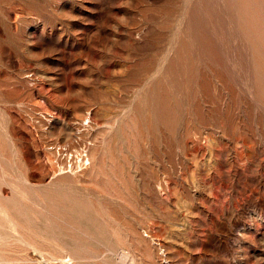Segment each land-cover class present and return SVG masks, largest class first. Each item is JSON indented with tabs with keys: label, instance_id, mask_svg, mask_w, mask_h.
<instances>
[{
	"label": "rangeland",
	"instance_id": "1",
	"mask_svg": "<svg viewBox=\"0 0 264 264\" xmlns=\"http://www.w3.org/2000/svg\"><path fill=\"white\" fill-rule=\"evenodd\" d=\"M222 18V0H0V264H264V45L226 54Z\"/></svg>",
	"mask_w": 264,
	"mask_h": 264
},
{
	"label": "bare ground",
	"instance_id": "2",
	"mask_svg": "<svg viewBox=\"0 0 264 264\" xmlns=\"http://www.w3.org/2000/svg\"><path fill=\"white\" fill-rule=\"evenodd\" d=\"M194 1H196V3L197 2H200V1H202L203 2V0H194ZM185 3V2H184ZM195 3L193 2V3H191L190 4V6L187 8V11L188 12H186V17H184L185 19H183L184 21H183V24H184V27H183V32L181 33V35H180V37H179V40H178V43L179 44H181V45H179L181 48L183 47V48H186V51H188V47H190L192 44H198V43H203V41L201 40L202 38H201V36H202V33L201 32H199L198 31V29H197V27H196V25H195V21L193 20V19H195V17H196V13H198V10H197V6L195 7V5H194ZM185 5H187V4H185ZM181 7V6H180ZM195 7V8H194ZM222 8H223V18H222V20L224 21V30H223V35H222V37H223V39H234V40H232V42H234V44H235V47L233 48V49H231V48H228V50H225V52H226V54H229V53H231L232 54V56H234L236 59H238L239 58V56L240 55H242V54H245L247 57H250L251 55H254L255 53H260V49L262 48L263 49V45H264V32H261L260 33V31H259V29L258 28H256V26H255V16H257V19L258 18H264V0H222ZM184 10V9H183ZM182 13V12H181ZM183 14V13H182ZM193 16H194V18H193ZM179 17V16H178ZM177 19V18H176ZM179 25H182V24H180L179 23ZM174 26V25H173ZM180 27V26H179ZM179 27H177V29L179 28ZM181 28V27H180ZM43 33V32H42ZM176 33V32H175ZM178 33V32H177ZM176 35V34H175ZM43 36V35H42ZM178 36V35H177ZM41 37V36H40ZM124 38V37H123ZM132 40V39H131ZM173 41V40H172ZM140 42V41H139ZM201 43V44H202ZM194 46V45H193ZM178 48V47H177ZM172 50V49H171ZM178 50V49H177ZM179 51V50H178ZM171 52V51H170ZM169 55V54H168ZM167 55V56H168ZM168 58V57H167ZM158 61V60H157ZM166 61V60H165ZM203 61V60H202ZM164 64V63H163ZM231 64V63H230ZM211 66V65H210ZM215 66V65H214ZM158 67V66H157ZM162 67V66H161ZM159 68H160V66H159ZM123 69V68H122ZM162 69V68H161ZM212 69H213V67H212ZM86 70V69H85ZM84 70V71H85ZM156 70V69H155ZM215 70H217L216 69V67H215ZM213 71V70H212ZM223 71V70H222ZM214 72V71H213ZM218 72V71H217ZM61 73V72H60ZM153 73V72H152ZM223 73V72H222ZM214 74V73H213ZM149 75H150V73H149ZM152 76H153V74H151ZM217 75V74H216ZM214 76V75H213ZM220 76V75H219ZM215 77V76H214ZM224 77V76H223ZM148 78H149V76H148ZM153 78V77H152ZM216 78V77H215ZM217 78H219V77H217ZM147 79V78H146ZM213 79V78H212ZM211 79V80H212ZM225 79V78H224ZM148 80V79H147ZM53 81V80H52ZM218 81V80H217ZM144 82V81H143ZM212 82H213V80H212ZM219 82H221V81H219ZM204 83V82H203ZM214 83H215V80H214ZM61 84V83H60ZM74 84V83H73ZM160 84V83H159ZM107 85V84H106ZM129 85V84H128ZM143 84H141V86H142ZM108 86V85H107ZM106 86V87H107ZM126 86V85H125ZM140 86V87H141ZM144 86H145V84H144ZM219 86V85H218ZM86 87V86H85ZM84 87V88H85ZM103 87H104V85H103ZM116 87V86H115ZM143 87V86H142ZM244 87V86H243ZM109 88V87H108ZM107 88V89H108ZM132 88V87H131ZM136 88H137V86H136ZM62 89V88H61ZM109 89H111V88H109ZM108 89V90H109ZM123 89V88H122ZM64 90V89H63ZM113 91V90H112ZM110 92V91H109ZM251 92V91H250ZM224 93V92H223ZM220 95V94H219ZM135 96H136V94H135ZM243 96H245V95H243ZM227 97V96H226ZM220 99H221V96L219 97ZM218 98V99H219ZM228 98V97H227ZM245 99H247V98H245ZM223 100V99H222ZM226 100V99H225ZM68 101V100H67ZM134 101V100H133ZM220 101V100H219ZM227 101V100H226ZM223 103V102H222ZM226 103V102H225ZM224 103V104H225ZM132 105V104H131ZM130 105V106H131ZM231 105V104H230ZM245 105V104H244ZM249 105V104H248ZM233 106V105H232ZM231 106V107H232ZM224 107V106H223ZM247 107V106H246ZM246 107H245V109H246ZM129 108V107H128ZM131 108V107H130ZM233 108V107H232ZM249 108V107H248ZM247 108V109H248ZM251 109V108H250ZM87 110V109H86ZM105 110V109H104ZM131 110V109H130ZM223 110H224V108H223ZM93 111V110H92ZM233 111V110H232ZM245 111V110H244ZM91 112V111H90ZM95 112V111H94ZM130 112V111H129ZM149 112V111H148ZM147 112V113H148ZM229 112H230V110H229ZM62 113V112H61ZM92 113V112H91ZM96 113H98V112H96ZM104 113V112H103ZM135 113V112H134ZM214 113V112H213ZM246 113H248V112H246ZM259 113V112H258ZM93 114V113H92ZM128 114V113H127ZM216 114V113H215ZM214 114V115H215ZM218 114V113H217ZM260 114V113H259ZM89 115V114H88ZM96 115V114H95ZM94 115V116H95ZM105 115H107V113L105 114ZM257 115V114H256ZM243 116V115H242ZM52 117V116H51ZM88 117V116H87ZM126 117H128V116H126ZM135 117H136V119H137V116H136V113H135V115H134V117H133V120H135ZM249 117V116H248ZM258 117H261V116H258ZM96 118V117H95ZM117 118V117H116ZM218 118V117H217ZM216 118V119H217ZM244 118V117H243ZM86 119V118H85ZM91 119V118H90ZM93 119V118H92ZM113 119V118H112ZM124 119V118H123ZM122 119V120H123ZM220 119V118H219ZM221 119H222V116H221ZM240 119V118H239ZM258 119V118H257ZM58 120V119H57ZM132 120V121H133ZM236 120V119H235ZM247 120H248V118H247ZM129 121V120H128ZM61 122H62V120H61ZM64 122V121H63ZM83 122V121H82ZM116 121H114V123H115ZM86 123V122H85ZM134 123V122H133ZM245 123H247V122H245ZM244 123V124H245ZM52 124H54V123H52ZM260 124V123H259ZM64 125V124H63ZM69 126V125H68ZM67 126V127H68ZM80 126V125H79ZM46 127V126H45ZM49 127V126H48ZM114 127V126H113ZM243 127H244V125H243ZM82 128V127H81ZM258 128V127H257ZM52 129V128H51ZM73 129V128H72ZM264 129V128H263ZM114 130V129H113ZM46 131V130H45ZM95 131V130H94ZM102 131V130H101ZM116 131H117V128H116ZM128 131V130H127ZM98 132V131H97ZM96 132V133H97ZM99 132H100V129H99ZM129 132V131H128ZM241 132V131H240ZM252 132V131H251ZM112 133V132H111ZM77 134V133H76ZM79 134V133H78ZM77 134V135H78ZM98 134V133H97ZM117 135V134H116ZM248 135V134H247ZM255 135V134H254ZM105 136V135H104ZM150 136V135H149ZM251 136V135H250ZM77 137V136H76ZM99 137V136H98ZM152 137V136H151ZM92 138V137H91ZM116 138H118V137H116ZM131 138V137H130ZM124 139H125V137H124ZM128 139V138H127ZM145 139V138H144ZM143 139V140H144ZM205 139V138H204ZM91 140V139H90ZM89 140V141H90ZM95 140V139H94ZM104 140H105V138H104ZM116 140H118V139H116ZM121 141L123 140V139H120ZM129 140V139H128ZM153 140V139H152ZM244 141V140H243ZM112 140H111V144H112ZM117 142V141H116ZM89 143H91V142H89ZM110 143V142H109ZM92 144V143H91ZM110 144V145H111ZM117 144V143H116ZM144 144V143H143ZM147 143L145 142V145H146ZM254 144V143H253ZM93 145V144H92ZM121 145H123L122 143H121ZM121 145H120V147H121ZM144 145V146H145ZM190 145V144H189ZM94 146V145H93ZM109 146V145H108ZM84 147H86V146H84ZM126 147V146H125ZM223 147V146H222ZM257 147H259V146H257ZM260 147H262V146H260ZM103 148H104V146H103ZM147 148V147H146ZM224 148V147H223ZM226 148V147H225ZM241 148V147H240ZM84 149V148H83ZM87 149V148H86ZM86 149H85V151H86ZM117 149V148H116ZM75 150V149H74ZM112 150V149H111ZM152 150V149H151ZM229 150V149H228ZM56 151H57V149H56ZM141 151V150H140ZM223 150H221V152H222ZM250 151V150H249ZM69 152V151H68ZM88 152V151H87ZM100 152V151H99ZM117 152V151H116ZM220 152V153H221ZM224 152H226V151H224ZM233 152H234V150H233ZM260 152V151H259ZM67 153V152H66ZM83 153H84V151H83ZM86 153V152H85ZM84 153V154H85ZM144 153V152H143ZM229 153V152H228ZM261 153V152H260ZM63 154V153H62ZM88 154V153H87ZM238 154V153H237ZM142 155V154H141ZM23 156H24V154H23ZM63 156V155H62ZM71 156V155H70ZM133 156V155H132ZM253 156H254V154H253ZM66 157V156H65ZM69 157V156H68ZM76 157H77V155H76ZM103 157V156H102ZM63 158V157H62ZM93 158V157H92ZM106 158V157H105ZM234 158V157H233ZM69 159H70V157H69ZM77 159V158H76ZM82 159V158H81ZM87 159V158H86ZM243 159V158H242ZM68 160V159H67ZM77 161V160H76ZM85 161V160H84ZM136 161V160H135ZM74 162V161H73ZM85 162H87V161H85ZM97 162V161H96ZM95 162V163H96ZM94 163V164H95ZM195 163V162H194ZM69 164H70V162H69ZM88 164V163H87ZM125 164V163H124ZM230 164V163H229ZM252 164V163H251ZM84 165V164H83ZM90 165H91V163H90ZM64 166V165H63ZM71 166V165H70ZM80 166H81V163H80ZM85 166V165H84ZM225 166V165H224ZM231 166V165H230ZM87 167V166H86ZM86 167H84V168H86ZM261 167V166H260ZM91 168V167H90ZM127 168V167H126ZM223 168V167H222ZM263 168V167H262ZM74 169V168H73ZM94 169H96V168H94ZM130 169H132L131 167H130ZM239 169V168H238ZM88 170V169H87ZM233 170V169H232ZM241 170V169H240ZM130 171V170H129ZM135 171V170H134ZM239 171V170H238ZM252 171V170H251ZM130 172H132L133 173V171H130ZM241 172V171H240ZM250 172V171H249ZM116 173V172H115ZM236 173V172H235ZM251 173V172H250ZM134 174H135V172H134ZM231 174V173H230ZM239 174V173H238ZM240 174H242V173H240ZM74 175V174H73ZM82 175H83V173H82ZM193 175V174H192ZM250 175V174H249ZM240 176V175H239ZM253 176V175H252ZM255 176V175H254ZM132 177V176H131ZM237 177V176H236ZM250 177V176H249ZM253 178V177H252ZM86 179V178H85ZM246 179H248V178H246ZM251 179V178H250ZM256 179V178H255ZM258 179V178H257ZM23 180V179H22ZM196 180V179H195ZM210 180V179H209ZM252 180V179H251ZM253 180H254V178H253ZM76 181V180H75ZM191 181H193L194 182V180H191ZM231 182V181H230ZM235 182H236V180H235ZM251 182H253V181H251ZM255 182V181H254ZM259 182V181H258ZM154 183V182H153ZM195 183V182H194ZM197 183V182H196ZM196 183H195V185H196ZM228 183V182H227ZM237 183V182H236ZM242 183V182H241ZM257 183V182H256ZM255 183V184H256ZM118 184H119V182H118ZM215 184V183H214ZM232 184V183H231ZM253 184V183H252ZM259 184V183H258ZM264 184V183H263ZM120 185V184H119ZM216 185V184H215ZM238 185V184H237ZM245 186H247V185H245ZM252 186V185H251ZM261 186H263V185H261ZM122 187V186H121ZM132 187V186H131ZM207 187V186H206ZM250 187V186H249ZM255 187H257L258 188V185L257 186H255ZM238 188V187H237ZM251 188V187H250ZM242 189H243V187H242ZM74 190V189H73ZM116 190V189H115ZM133 190V189H132ZM144 190H146V189H144ZM201 190V189H200ZM209 190V189H208ZM251 190V189H250ZM235 191V190H234ZM248 191V190H247ZM258 191H259V189H258ZM81 192V191H80ZM84 192V191H83ZM192 192V191H191ZM197 192V191H196ZM201 192V191H200ZM120 193V192H119ZM123 193H124V191H123ZM202 193V192H201ZM236 193V192H235ZM256 193V192H255ZM81 194V193H80ZM239 194V193H238ZM118 195V194H117ZM197 195V194H196ZM203 195H204V193H203ZM249 195V194H248ZM234 196V195H233ZM252 196V195H251ZM250 196V197H251ZM113 197V196H112ZM135 197V196H134ZM210 192H208L206 195H205V200L208 202L209 200H210ZM124 198V197H123ZM145 198V197H144ZM136 199V198H135ZM201 200V199H200ZM241 200V199H240ZM251 200V199H250ZM249 200V201H250ZM255 200V199H254ZM248 201V202H249ZM32 202V201H31ZM178 202V201H177ZM263 202H264V200H263ZM262 202V203H263ZM252 203V202H251ZM257 204V203H256ZM236 205V204H235ZM252 205H254V204H252ZM263 205V204H262ZM180 207L181 208H183L184 209V211L187 213L186 215H188V214H190V213H192L191 212V210H192V208H194V207H192L191 205H187V204H185L184 202H180ZM239 207V206H238ZM237 207V208H238ZM253 207V206H252ZM257 207V206H256ZM263 207V206H262ZM213 208V207H212ZM229 208V207H228ZM264 208V207H263ZM196 209H198V207L196 206ZM259 209V208H258ZM206 210V209H205ZM244 211V210H243ZM202 211H200V213H201ZM204 212V211H203ZM213 212V211H212ZM247 212V211H246ZM257 212V211H256ZM259 212V211H258ZM174 213V212H173ZM176 213V212H175ZM259 213H261V212H259ZM258 213V214H259ZM220 214V213H219ZM227 214V213H226ZM186 215H184L182 218H181V229L179 230V232L181 233V234H178V235H183L184 237H185V239L187 240V241H185V244L186 245H189V244H193L192 243V240H191V236H192V234H195L196 233V230L192 227V223L188 220V216H186ZM206 215V214H205ZM209 215V214H208ZM211 215V214H210ZM228 215V214H227ZM237 215V214H236ZM244 215V214H243ZM252 215V214H251ZM176 216L177 217H179V215L176 213ZM214 216H215V214H214ZM208 217V216H207ZM212 218V217H211ZM220 218V217H219ZM238 218V217H237ZM195 219V218H194ZM213 219V218H212ZM179 220V219H178ZM196 220H198V218L197 219H195V221ZM192 221V220H191ZM203 221V220H202ZM201 220H200V223L202 222ZM235 221H237V219L235 220ZM235 221H234V223H235ZM264 221V220H263ZM233 222V221H232ZM238 222V221H237ZM243 222V221H242ZM254 222V221H253ZM217 223H218V221H217ZM256 223V222H255ZM174 224H176V223H174ZM177 225V224H176ZM244 225V224H243ZM259 225V224H258ZM264 225V224H263ZM236 226V225H235ZM240 226V225H239ZM245 226V225H244ZM226 227V226H225ZM176 228H177V226H176ZM222 228V227H221ZM233 228H234V226H233ZM256 228H257V226H256ZM260 228V227H259ZM258 228V229H259ZM178 229H179V227H178ZM225 229V228H224ZM242 229H243V226H242ZM249 229V228H248ZM257 230V229H256ZM210 231V230H209ZM230 231V230H229ZM234 231V230H233ZM239 231H240V229H239ZM245 231V230H244ZM246 231H247V229H246ZM251 231V230H250ZM262 231V230H261ZM230 233V232H229ZM250 233V232H249ZM175 234V233H174ZM240 234H243V233H240ZM188 235V236H187ZM228 235V234H227ZM202 236V235H201ZM212 236V235H211ZM206 237V236H205ZM214 237V236H213ZM212 237V238H213ZM262 237V236H261ZM151 238V237H150ZM182 238V237H181ZM209 238V237H208ZM141 240H142V237L140 238ZM196 239H198V238H196ZM263 239H264V235H263ZM220 240V239H219ZM261 240V239H260ZM143 241V240H142ZM182 241V240H181ZM259 241V240H258ZM264 241V240H263ZM199 242V241H198ZM195 244V243H194ZM202 244V243H201ZM220 244V243H219ZM205 245V244H204ZM242 245V244H241ZM263 245V244H262ZM206 246V245H205ZM220 246H222V245H220ZM216 247V246H215ZM174 248V247H173ZM221 248V247H220ZM226 248V247H225ZM226 250V249H225ZM228 250V249H227ZM129 253V252H128ZM203 254V253H202ZM65 256V255H64ZM123 258H124V255L122 256ZM131 258H133V257H131ZM130 258V259H131ZM59 259H61V258H59ZM48 260V259H47ZM70 260V259H69ZM60 261V260H59ZM74 261V260H73ZM122 261V260H121ZM123 262V261H122Z\"/></svg>",
	"mask_w": 264,
	"mask_h": 264
}]
</instances>
